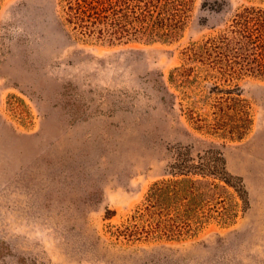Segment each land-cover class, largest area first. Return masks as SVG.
Returning a JSON list of instances; mask_svg holds the SVG:
<instances>
[{
	"label": "rangeland",
	"instance_id": "1",
	"mask_svg": "<svg viewBox=\"0 0 264 264\" xmlns=\"http://www.w3.org/2000/svg\"><path fill=\"white\" fill-rule=\"evenodd\" d=\"M61 1L0 0V264H264V79L186 59L264 0H191L177 39L118 43L70 35ZM178 153L220 158L236 219L116 240Z\"/></svg>",
	"mask_w": 264,
	"mask_h": 264
},
{
	"label": "trees",
	"instance_id": "2",
	"mask_svg": "<svg viewBox=\"0 0 264 264\" xmlns=\"http://www.w3.org/2000/svg\"><path fill=\"white\" fill-rule=\"evenodd\" d=\"M191 0H62L61 24L81 40L118 43L145 38L171 42L177 39L187 19ZM189 61H201L206 75L227 79L253 75L264 79V10L245 6L223 31L204 42L193 43L186 52ZM186 67V66H185ZM186 73L188 68H182ZM245 121L244 119H242ZM242 138L246 127H219ZM250 121V120H249ZM192 160L178 153L167 177L155 181L128 221L111 225L116 240L177 239L198 233L210 221L233 222L238 213L227 199L233 186L218 162Z\"/></svg>",
	"mask_w": 264,
	"mask_h": 264
}]
</instances>
